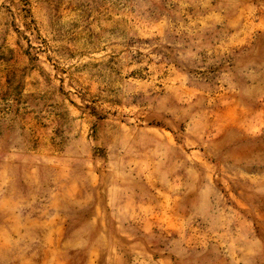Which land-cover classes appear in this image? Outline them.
Here are the masks:
<instances>
[{
  "label": "rangeland",
  "instance_id": "1",
  "mask_svg": "<svg viewBox=\"0 0 264 264\" xmlns=\"http://www.w3.org/2000/svg\"><path fill=\"white\" fill-rule=\"evenodd\" d=\"M0 264H264V0H0Z\"/></svg>",
  "mask_w": 264,
  "mask_h": 264
}]
</instances>
